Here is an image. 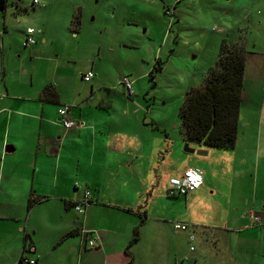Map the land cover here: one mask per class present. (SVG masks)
Listing matches in <instances>:
<instances>
[{
    "label": "crops",
    "instance_id": "0c3cea01",
    "mask_svg": "<svg viewBox=\"0 0 264 264\" xmlns=\"http://www.w3.org/2000/svg\"><path fill=\"white\" fill-rule=\"evenodd\" d=\"M3 24L1 41L10 30L7 18ZM51 83L60 93L58 102L40 99ZM9 84L1 77L0 264H29L21 261L23 254L36 264H264V224L248 215L251 209L264 213V123L248 138L238 137L230 148L232 162L223 168L214 159L218 152L194 143L190 147L213 156L187 152L183 135L171 136L166 126L163 137L123 117L115 124L112 100L96 93L95 85L89 96L67 97L56 80L30 93ZM64 104L72 106L69 117L78 126L68 128L60 120ZM255 160L258 169L249 172ZM175 161L178 169L161 174L167 194L172 175L204 167L203 195L214 201L216 220L203 232L192 223L189 230L173 232L147 210L139 241L128 247L142 218V196L149 192L143 194L142 177H158V170ZM201 187L186 196L187 202L196 200ZM87 190L91 200L79 213L74 202ZM31 199L40 201L29 209ZM196 229L202 236L191 240ZM91 237H97L94 248ZM30 245L36 246L34 252L25 251Z\"/></svg>",
    "mask_w": 264,
    "mask_h": 264
},
{
    "label": "rangeland",
    "instance_id": "374dc122",
    "mask_svg": "<svg viewBox=\"0 0 264 264\" xmlns=\"http://www.w3.org/2000/svg\"><path fill=\"white\" fill-rule=\"evenodd\" d=\"M40 1L8 0L5 9L0 6V31H4L6 18L10 28L9 33L3 32L2 41L0 38V81L7 76L10 88L30 93L56 80L70 97L78 92L89 96L95 85L96 93L112 100L115 124L123 117L157 136H165L162 129L166 126L171 136L179 137L184 98L216 65L226 39L227 43L238 41L248 50L239 122L241 140L248 138L258 123H264V0ZM77 14L78 26L73 24ZM28 27L37 30V43L31 47L24 46ZM32 47L38 52H32ZM158 60L162 70L155 71L152 79L150 74ZM91 70L96 76L87 82L83 76ZM126 75L133 81V95L122 83ZM211 149L213 154L218 152L214 159L228 168L232 149ZM255 163L247 167L249 172L258 169ZM179 164H164L157 171L158 177L144 174L143 194L149 192L142 196L140 209L165 220L173 232L184 231L175 227L177 220L192 223L203 232L216 220L214 201L203 195L206 185L197 191L194 202H187L185 195L169 197L167 184L161 179L166 169L173 173ZM196 231L193 233L200 238V230Z\"/></svg>",
    "mask_w": 264,
    "mask_h": 264
},
{
    "label": "trees",
    "instance_id": "16d2710c",
    "mask_svg": "<svg viewBox=\"0 0 264 264\" xmlns=\"http://www.w3.org/2000/svg\"><path fill=\"white\" fill-rule=\"evenodd\" d=\"M2 9L7 7L8 0H0ZM73 24L78 26L79 15ZM248 50L240 42L227 43L223 40L219 58L211 67L204 81L192 87L186 94L180 108L182 135L186 143L201 144L209 148H234L239 137L240 111L245 86V71ZM155 65L151 78L155 79V71L162 70L161 61ZM60 93L55 84L47 85L41 92L44 102H58ZM170 196V195H169ZM177 197V196H170ZM39 199L29 201L31 209ZM142 218L134 229L133 239L128 247L140 239V226L147 216ZM70 232L68 235H71ZM67 235V236H68Z\"/></svg>",
    "mask_w": 264,
    "mask_h": 264
},
{
    "label": "built area",
    "instance_id": "2783aa9c",
    "mask_svg": "<svg viewBox=\"0 0 264 264\" xmlns=\"http://www.w3.org/2000/svg\"><path fill=\"white\" fill-rule=\"evenodd\" d=\"M34 4H41L40 0H34ZM36 29L33 27H29L26 30V38L24 41V46H30L37 43L35 38ZM95 77V73L93 71L88 72L83 76L84 80L90 81ZM122 83L128 89L129 95L134 94V86L133 81L130 80L129 76H124L122 78ZM72 106L68 104H64L59 108V115L60 120L64 124L65 127L71 128L78 126L80 123L69 117V112L71 111ZM78 184V183H77ZM204 184V173L200 167H188L183 171L180 175H172L168 180V195L170 196H189L194 191L199 189ZM91 200V192L87 190L85 192V197L77 202H74V208L79 212L83 213L86 210V206ZM248 215L251 217L252 221L257 224L261 225L264 223V213L257 211L255 209H251L248 212ZM175 227L183 230H189L190 224L187 222H180L175 221ZM191 240L195 239V234L191 232L190 235ZM89 245L91 247H95L97 245V237H91L89 239ZM194 249V247H192ZM32 251L36 250L35 245H30L26 248L25 251ZM22 262H27L29 264H36L37 260L29 259L25 254L21 257Z\"/></svg>",
    "mask_w": 264,
    "mask_h": 264
},
{
    "label": "water",
    "instance_id": "95a60500",
    "mask_svg": "<svg viewBox=\"0 0 264 264\" xmlns=\"http://www.w3.org/2000/svg\"><path fill=\"white\" fill-rule=\"evenodd\" d=\"M184 149H185L187 152H190V153H197L198 155H207V154H208V151H207V150L191 148V147L189 146V143H186V144H185Z\"/></svg>",
    "mask_w": 264,
    "mask_h": 264
}]
</instances>
